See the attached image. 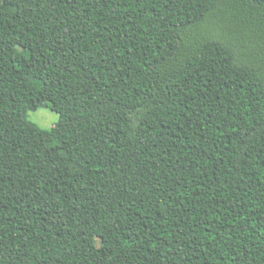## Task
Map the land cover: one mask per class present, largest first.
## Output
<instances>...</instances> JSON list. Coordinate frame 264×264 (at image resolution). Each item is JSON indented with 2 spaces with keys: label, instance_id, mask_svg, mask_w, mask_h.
<instances>
[{
  "label": "trees",
  "instance_id": "obj_1",
  "mask_svg": "<svg viewBox=\"0 0 264 264\" xmlns=\"http://www.w3.org/2000/svg\"><path fill=\"white\" fill-rule=\"evenodd\" d=\"M0 264H264V0H0Z\"/></svg>",
  "mask_w": 264,
  "mask_h": 264
},
{
  "label": "rangeland",
  "instance_id": "obj_2",
  "mask_svg": "<svg viewBox=\"0 0 264 264\" xmlns=\"http://www.w3.org/2000/svg\"><path fill=\"white\" fill-rule=\"evenodd\" d=\"M28 120L41 129L49 130L58 125L61 118L50 107H43L37 111H30L28 113Z\"/></svg>",
  "mask_w": 264,
  "mask_h": 264
}]
</instances>
